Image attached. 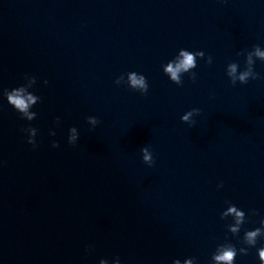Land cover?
Here are the masks:
<instances>
[{
	"label": "clouds",
	"instance_id": "clouds-1",
	"mask_svg": "<svg viewBox=\"0 0 264 264\" xmlns=\"http://www.w3.org/2000/svg\"><path fill=\"white\" fill-rule=\"evenodd\" d=\"M237 55H244V67L241 70L240 65L237 62H230L226 67V75L229 78L230 83L235 86L237 82L240 84H247L249 80L261 79L260 74L254 70L256 60L264 62V48L259 45H253L251 50L237 53ZM202 59L207 65H211L213 57L211 55L205 56V53L201 50L190 51L188 49L181 48L173 59L169 60L166 64L162 65L164 74L169 80L177 86H183V76L187 74L192 83L196 82V73L193 71L197 67V60ZM125 76L127 80L125 81ZM48 81L45 80L44 84L47 85ZM114 83L119 85H127L132 90L139 92L141 95H146L149 90L147 79L144 75L135 71L128 72L120 75ZM37 84V77L31 74H25L23 77V83L15 88H0V96L4 97L9 106L19 115V118L25 120L28 123L27 127L21 129L26 134V143L31 145L33 149L38 148L37 134L38 129L31 125V122L37 118V113L32 111L33 107L41 102V97L36 95L32 89ZM200 115V109L193 108L181 116V121L187 123L189 126L195 124L194 116ZM86 122L90 125V130L94 129L100 120L95 116L86 117ZM54 124L59 126L60 117H56ZM56 132L54 129L49 130V136L54 137ZM79 139V132L75 126L68 129L67 143L73 147L76 146ZM52 148L60 147L59 143L55 140L51 142ZM142 155V161L149 167L155 164V160L150 150V146H145L140 149ZM223 182L217 185V188H222ZM227 207L220 213V219L227 221L231 218V222L226 225L227 231L231 233L233 237H238L241 232L242 226L249 221L250 216L258 215L255 209L249 210V214L246 215L245 211L225 201ZM264 239V218L259 220V227L252 230H245L240 243L244 246L237 248L234 244L227 239L224 243L218 244L216 250L211 254L210 264H235L237 254L247 255L250 248L256 247L258 240ZM92 245L86 247L85 252L93 251ZM258 259L260 264H264V245L257 249ZM121 264L119 256L114 257L112 260L108 258H101L99 264ZM172 264H181L180 259H174ZM185 264H197L195 257H190L185 260Z\"/></svg>",
	"mask_w": 264,
	"mask_h": 264
}]
</instances>
